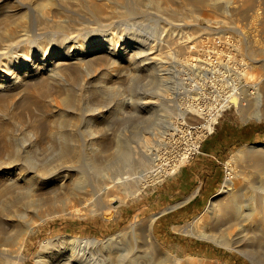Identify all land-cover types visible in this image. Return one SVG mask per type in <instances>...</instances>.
I'll return each mask as SVG.
<instances>
[{
	"label": "rangeland",
	"instance_id": "rangeland-1",
	"mask_svg": "<svg viewBox=\"0 0 264 264\" xmlns=\"http://www.w3.org/2000/svg\"><path fill=\"white\" fill-rule=\"evenodd\" d=\"M144 2L147 5L137 10L135 16L115 8L117 12L110 25L123 28L122 32H138L150 39V45L155 44L153 55L162 56L163 64L158 60L154 63L159 67L158 74L163 73L164 77L161 80L159 75L160 81L152 87L157 94L153 99H158L155 107L159 106L151 108L154 116L147 124L144 120L147 114L135 111V117L130 118L125 105H115V108L92 101L84 107L76 104L66 111L62 105L65 95L55 88L53 82H47L45 74L24 81L19 79L12 90H0V224L8 238L0 242V264H38V258L45 255V250L52 244L50 242L63 243L61 241L67 236L92 241L98 247L112 238L125 243L133 231H139L141 223L145 227L151 226L156 243L173 256L182 259L199 256L219 259L227 264H253L233 245L224 246L218 238L208 235L209 231L201 232L200 227L207 218L200 216L211 201L225 197L222 186L227 176L239 181L251 172L243 163L228 164L230 156L243 146L264 150V134L242 142L226 157L222 184L202 211L175 220L168 216L155 220L153 215L161 207L160 199L157 204L154 202V192L162 187L163 179L194 152L200 138L209 132V121L215 120L218 111L235 108L227 102L232 83L241 86L245 79L252 80L241 50L242 39L231 30L225 12L216 11L215 0ZM29 26L19 29L20 37L8 42H15L17 49H27L38 42L48 47L50 38V45L55 44L67 32L61 30L47 38L48 35L39 33L38 25H33L35 28ZM42 51L39 50L38 56L43 54ZM64 72L67 73V69L63 70V76ZM42 88L50 91L46 94ZM137 92L140 97L145 91L140 87ZM131 108L134 112L136 107ZM238 117L240 115L236 114L237 120ZM61 119L67 121L68 131L79 140L74 146L87 147L93 140L101 164L114 151L116 142L125 138L131 151L127 163L96 175L89 173L85 185L76 188L77 176L68 167L73 165L70 157L56 156L57 145L53 140ZM246 120L264 125V119L250 117ZM84 131L89 135L86 136ZM11 136L19 140L24 158L32 159L35 165L32 170L24 162L15 160L6 144V138ZM43 167L51 168L53 174L41 173ZM17 213L24 216L28 227L36 225L22 247L16 229L7 224ZM117 234L121 237L117 238ZM144 247L152 262L158 261L159 254L153 244L147 241ZM120 253L125 251L117 255ZM110 263L117 264L113 254L101 257L95 253L87 264Z\"/></svg>",
	"mask_w": 264,
	"mask_h": 264
},
{
	"label": "bare ground",
	"instance_id": "bare-ground-1",
	"mask_svg": "<svg viewBox=\"0 0 264 264\" xmlns=\"http://www.w3.org/2000/svg\"><path fill=\"white\" fill-rule=\"evenodd\" d=\"M144 1L0 0V90H12L19 83V79L24 81L45 74L48 77L47 82L49 84L53 82L55 88L65 95L62 105L66 111L74 108L76 104L84 107L92 101L110 107L125 105L126 114H129L130 118L135 117V111L147 114L144 117L147 124L154 116L151 108L155 107L158 100L153 99L157 94L152 87L160 81L158 76L161 75L158 74L159 67L155 65L157 63H154V60L161 62L162 56L153 55L155 44L150 45V39L147 40L138 32H122L123 28L121 30L110 25L119 9L126 15L135 16L137 10L140 11L147 5ZM182 1L197 2L198 0ZM214 7L217 12L219 10L225 12L231 30L242 39L241 50L243 57L246 58L249 78H252L249 81L245 79L241 86L232 83V91L227 102L233 104L242 120L250 117L256 120L264 119V0H215ZM115 8L117 11L114 10ZM216 21L219 22V16ZM26 25H38L39 33L48 35L47 38L61 30L67 32L63 34V40L55 44L50 45L52 42L50 38L47 41L48 47L38 42L30 46L31 48L17 49V46H14L15 42L13 41L12 44L8 40L20 37L19 29ZM39 50L44 51L38 56ZM65 69L67 73L64 72L63 76L62 72ZM162 77H164L163 73L160 78ZM140 87L145 92L139 97L137 91ZM49 91L44 89L46 94ZM133 106L136 107L134 112L131 108ZM212 122L210 120V124L208 123V131L212 127ZM67 126L68 123L64 119L58 122V132L53 141L57 145L56 156L70 157L73 163L68 167L72 168L77 176L76 188L85 185V178L89 173L96 175L106 169L127 163L131 151L125 138L122 137L116 142L114 151L107 157V161L101 164L93 148V140L87 147L81 144L74 146L79 140L74 138V134L68 131ZM85 133L86 136L89 135ZM18 143L19 140L15 137L6 138V144L10 147L15 160L24 162L32 170L35 167L32 159L24 158ZM101 149L104 150L105 147ZM195 149L196 147L193 151ZM239 162L251 172L239 181H235L233 176L224 179L222 192L226 195L218 201H211L206 206L200 218L205 216L207 220L200 229L203 233L209 231L208 235L218 238L224 246L233 245L253 264H264V150L243 146L228 159V164ZM43 168L41 173L49 176L53 174L51 168ZM229 170L231 171V168ZM50 204L54 202L50 201ZM7 224L12 229H16L20 247L24 246L28 236L36 229V225L28 227L21 213H17ZM142 224L139 231L134 229L125 243L118 239L121 245L118 240L112 238L98 247V244L92 241L68 236L61 241L63 243L50 242L51 246L37 262L38 264H87L93 260L94 254L98 253L101 257L113 254L117 264H168V261L169 264L179 262L227 264L219 259L199 256H187L185 259L173 256L156 243L151 233V226L145 227ZM116 237L121 236L117 234ZM7 239L0 224V242ZM147 241L153 244L156 253L159 254L158 261L152 262L145 252L144 246ZM121 251L125 253H120L118 256V252Z\"/></svg>",
	"mask_w": 264,
	"mask_h": 264
},
{
	"label": "crops",
	"instance_id": "crops-1",
	"mask_svg": "<svg viewBox=\"0 0 264 264\" xmlns=\"http://www.w3.org/2000/svg\"><path fill=\"white\" fill-rule=\"evenodd\" d=\"M236 114L235 108L223 109L195 151L163 179L162 187L154 192V202L160 199L161 203L153 214L155 220L164 216L172 220L189 218L202 211L222 184L226 157L242 142L264 134L263 124L243 121L241 117L237 120Z\"/></svg>",
	"mask_w": 264,
	"mask_h": 264
},
{
	"label": "built area",
	"instance_id": "built-area-1",
	"mask_svg": "<svg viewBox=\"0 0 264 264\" xmlns=\"http://www.w3.org/2000/svg\"><path fill=\"white\" fill-rule=\"evenodd\" d=\"M221 111H222V110H221ZM221 111H219V113H220ZM217 114H218V113H217ZM218 115H219V114H218ZM218 115L215 117V120L217 119ZM215 120H214V121H215Z\"/></svg>",
	"mask_w": 264,
	"mask_h": 264
}]
</instances>
